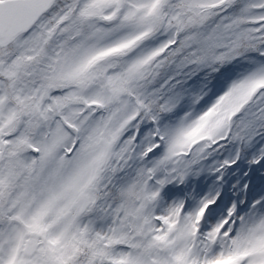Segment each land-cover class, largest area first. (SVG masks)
<instances>
[{
	"label": "snow or ice",
	"instance_id": "obj_1",
	"mask_svg": "<svg viewBox=\"0 0 264 264\" xmlns=\"http://www.w3.org/2000/svg\"><path fill=\"white\" fill-rule=\"evenodd\" d=\"M0 264H264V0H0Z\"/></svg>",
	"mask_w": 264,
	"mask_h": 264
}]
</instances>
